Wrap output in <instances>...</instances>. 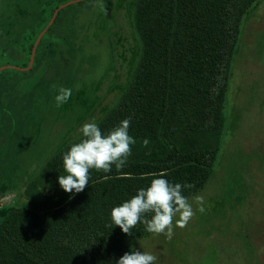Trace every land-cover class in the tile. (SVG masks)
Wrapping results in <instances>:
<instances>
[{"label":"trees","instance_id":"obj_1","mask_svg":"<svg viewBox=\"0 0 264 264\" xmlns=\"http://www.w3.org/2000/svg\"><path fill=\"white\" fill-rule=\"evenodd\" d=\"M32 3L34 20L18 31L13 48L2 49L0 65L17 61L26 66L38 33L53 10ZM92 0L61 8L41 36L28 71L43 51L64 48L77 27L76 12ZM256 0H133L131 24L138 54L128 82L96 121L107 134L131 118V156L111 172L89 170L83 192L70 194L59 185L63 155L83 134L67 141L47 157L26 182L27 205L8 209L0 217V264H116L131 250L133 239L146 231L143 223L133 235L111 220L112 208L129 200L160 177L170 183L191 184L183 195L193 196L208 181L224 130V103L230 63L240 31V20ZM34 5V6H33ZM43 17H40V11ZM14 22V23H13ZM148 139L147 147L143 141ZM20 168L14 176L20 178ZM27 178V177H26ZM74 191V190H73ZM152 213L147 216L150 219Z\"/></svg>","mask_w":264,"mask_h":264},{"label":"rangeland","instance_id":"obj_2","mask_svg":"<svg viewBox=\"0 0 264 264\" xmlns=\"http://www.w3.org/2000/svg\"><path fill=\"white\" fill-rule=\"evenodd\" d=\"M31 6L29 0H0L4 51H14L6 42L19 34L8 31L12 21L18 31L33 22ZM132 6L133 0L87 2L64 48L43 51L27 73L0 71V217L27 205L28 176L80 135L84 123L96 122L127 84L138 54ZM60 87L72 95L56 107ZM224 118L210 177L188 198L194 211L188 224L175 227L174 218L171 240L148 231L133 239L132 247L157 257L155 264H264V0L240 20ZM18 168L20 178L14 176ZM196 196L203 197V213Z\"/></svg>","mask_w":264,"mask_h":264},{"label":"clouds","instance_id":"obj_3","mask_svg":"<svg viewBox=\"0 0 264 264\" xmlns=\"http://www.w3.org/2000/svg\"><path fill=\"white\" fill-rule=\"evenodd\" d=\"M72 95V90L60 87L59 94L55 96L56 107L67 102ZM131 118H126L103 134L95 119L84 123L80 128L83 139L71 145L70 150L63 155L64 172L58 182L67 193L83 192L89 183V170H103L111 172L115 165L117 171L123 169L128 157L131 156V145L136 143L129 135ZM150 141L145 139L143 144L148 146ZM191 184L170 183L160 177L152 179L150 186L141 188L129 200L112 208L111 220L119 226L123 233L132 236V229L143 223L146 231L155 234H164L168 240L174 235L175 227L184 228L194 215L192 205L183 195L184 188H191ZM74 190V191H73ZM195 201L200 205L199 211L203 213V197L196 196ZM152 213L149 219L147 214ZM157 257L147 251H139L134 247L125 252L116 264H155Z\"/></svg>","mask_w":264,"mask_h":264},{"label":"water","instance_id":"obj_4","mask_svg":"<svg viewBox=\"0 0 264 264\" xmlns=\"http://www.w3.org/2000/svg\"><path fill=\"white\" fill-rule=\"evenodd\" d=\"M80 1H83V0H67L65 2H62L60 3L57 7H55V9L53 10L52 12V15L49 19V21L47 22V24L44 26V28L38 33L33 45H32V48H31V51H30V56H29V60H28V63L26 66H18V65H13V64H4V65H0V71L1 70H4V69H15V70H19V71H28L31 69L32 65H33V61H34V55H35V51H36V47H37V44L41 38V36L43 35V33L47 30V28L52 24V22L54 21L58 11L69 5V4H72V3H77V2H80Z\"/></svg>","mask_w":264,"mask_h":264}]
</instances>
